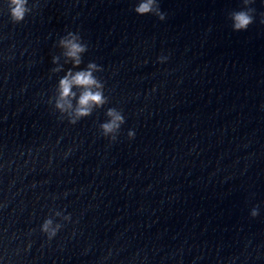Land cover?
I'll list each match as a JSON object with an SVG mask.
<instances>
[{
	"label": "clouds",
	"instance_id": "9594fccd",
	"mask_svg": "<svg viewBox=\"0 0 264 264\" xmlns=\"http://www.w3.org/2000/svg\"><path fill=\"white\" fill-rule=\"evenodd\" d=\"M245 5L254 3V0H243ZM28 0H9L10 16L13 22L19 23L24 20L25 14L29 11L27 8ZM156 11L157 15H160L161 19L164 16L159 13L158 8L155 7V0H142V2L135 8V12L144 15L150 12ZM255 9L247 7L245 10L234 11L230 14L233 22L234 31L247 30L248 27L254 22ZM264 22V21H262ZM71 36V34H70ZM61 45L66 49L65 55L74 60L76 65L80 64V53L86 49L83 45L77 42V38L72 36L71 39H65L61 41ZM94 64L88 65V70L79 71L73 74L69 72L59 82V99L57 107L62 111L72 108L71 98L75 96L72 92L73 87L84 89L78 99L77 107L75 108V116L77 118L88 116L94 106L100 107L106 103V99L103 95L102 85L93 76L92 70L95 69ZM107 115L111 117L110 121L101 125L103 132L107 135L117 130L121 123L124 122L123 116L115 109H109ZM75 121H73L74 123ZM134 133L129 132V136H133ZM253 216L257 215L256 210H253ZM51 221H46L43 229L48 230ZM53 235L55 232L53 231Z\"/></svg>",
	"mask_w": 264,
	"mask_h": 264
}]
</instances>
